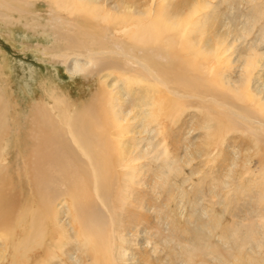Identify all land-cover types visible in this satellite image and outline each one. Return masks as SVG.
Segmentation results:
<instances>
[{"label": "rangeland", "instance_id": "obj_1", "mask_svg": "<svg viewBox=\"0 0 264 264\" xmlns=\"http://www.w3.org/2000/svg\"><path fill=\"white\" fill-rule=\"evenodd\" d=\"M0 15V117L8 121L0 129L7 133L0 138V163L8 169L0 174L7 181L0 191L13 206L11 217L0 219V264H98L88 257L95 256L94 248L112 226L104 219L106 227L87 220L83 227L91 239L82 242L73 223L74 235L65 227L73 237L66 245L41 209L46 206L28 180L33 182L36 109L44 107L63 114L69 133L77 119L90 122L88 138L106 152L97 179L106 182L108 175L116 184L99 197L108 202L128 264H216L201 255L204 249L193 251L190 262L187 248L200 247L209 237L208 245L224 254L221 240L234 226L254 228L255 258L264 260V245L258 244L264 241V0H0ZM67 49L109 52L117 56L110 58L114 61L134 56L157 74L151 83L150 74L140 78L143 70L127 73L122 64L120 70L98 73L106 60L93 59L97 68L71 76L66 70L71 61L51 57ZM142 49L152 50L148 55ZM247 62L257 66L246 67ZM175 91L192 98L182 100ZM144 104L150 117H138ZM119 161L127 171L112 166ZM81 188L75 201L89 196ZM88 188L91 194L92 185ZM54 196L45 191V199ZM63 200L70 207L68 195ZM36 217L40 235L22 245ZM52 244L55 259L49 260ZM62 244L66 247L59 252ZM225 244L239 249L227 257L230 264H247L246 252L240 251L246 242L234 237Z\"/></svg>", "mask_w": 264, "mask_h": 264}, {"label": "bare ground", "instance_id": "obj_2", "mask_svg": "<svg viewBox=\"0 0 264 264\" xmlns=\"http://www.w3.org/2000/svg\"><path fill=\"white\" fill-rule=\"evenodd\" d=\"M54 1L57 2L59 0H54ZM148 16H147V18H148ZM152 18H154V17H152ZM149 23H148L149 26L152 27L151 22H149ZM148 24L146 26H148ZM144 28H145V26H143V29ZM150 36H151L150 32L148 30H146L145 37H147V39H148V38H150ZM145 37L143 38V40H146ZM130 39L133 40L134 38H130ZM137 40L138 39H136V41ZM150 42L151 41H148V43H150ZM137 43H138V41H137ZM141 45H142V43H141ZM136 49H138V48L136 47ZM67 50H68V52L67 51L61 52L59 50L58 54L51 56V57L56 58V59H60L63 61H71V67L66 68L67 72L71 76H75L77 74L79 75V73H83L85 71V69L89 66H91L92 69L97 68L95 63H93V61H92L93 59L96 61H101L103 59L106 60L105 63L99 64V70H98V68L96 69L98 73H100L104 69H118V70H120V66L122 64L124 67L122 66L123 68H121V70L123 69L124 72H127V73H128V71H136L137 69H140L141 71L143 70L142 72L145 74L139 73L138 76L140 78L146 77L147 74H150L148 76L150 77L149 80L151 81V83H154L153 79H155L152 76H156V74H157V71L154 73L151 72L145 66V64H143L141 61H139L134 56H128V55L122 56L121 59L125 60V62H124L122 60L116 59L114 61L113 59H110V58H115L117 56H112L113 54L109 53V52H106L105 54L100 56L101 52H93V53L92 52L91 53L90 52H77L76 53L75 51H77V50H75L73 52H69L70 49H67ZM150 50H152V49H148V50L142 49L141 51L143 52L142 54L150 55ZM117 51H118V49H117ZM118 52H120V51H118ZM96 57H98V58H96ZM82 58H84V59H82ZM251 60H252V58H251ZM253 61L255 62L256 59H254ZM254 62L253 63L247 62L246 67H251V66H254L255 64H257ZM258 64H259V61H258ZM255 66H257V65H255ZM251 68L253 69V67H251ZM129 76H127L128 80L131 79ZM179 79L183 80V78H179ZM178 82H180V81L178 80ZM155 83L158 84L159 86L163 87V84H161L160 82H158V83L155 82ZM174 93L178 96V98H181L182 100H187V98H185V97L192 98V95H189V94H182L181 95L177 91H175ZM43 105H42V107H43ZM147 106H148V104H144V105H140L137 108L138 109L137 112H139L138 117L139 116H141V117H143V116L148 117L149 116V114L146 112L147 109L146 110L144 109ZM44 108L40 109L39 113L37 112L38 110L36 109L37 122H36V126H34L35 130H36V132L34 131L36 138H35V140L33 139L34 140L33 142H35V143H34L33 147H31V154H32L31 156L33 157V161L29 166V169L33 172V173H30L29 178L33 179V182H31V180H28L29 185L31 187H33V191L35 190L37 192V194L43 200V204L46 206V207L41 206V209L43 211H45L46 214L47 213L49 214V216H50L49 218H50V221L52 223L53 229L54 230L57 229L60 232H62L61 236L65 239L66 245L69 243H73V241H72L73 237H71V235H69L67 233V230H66V228H68L69 232H72L74 235L76 232H73L74 231L73 223L77 224L80 227L81 237L83 238L82 242L84 240L86 241V240L91 239L90 238L91 236H88L89 234L85 235V232H87L89 230L87 228L83 227V224L85 226V224L87 223V220L89 221V223H92V225L93 224H99L100 226H103V227L105 226L106 223H108V226H109L108 228H110V223H111L112 226L109 229L110 232H108V234L106 233L105 236L102 234V238L100 236L101 234L98 235V236H100L101 239H100V241H98V245L96 247L97 249L94 248V250H96L97 253L95 254V256L92 255V257H88V260L91 262H92V260H95V262H98V264H128V259L125 260V258H127L126 251H125V249H123L121 247V242L123 241L122 240L123 238L121 239L119 231L115 230V227H114L115 221H114V218H112V213H109L108 202L102 201L99 197L100 192H102L104 190L106 192H108L110 190V188L112 186H115L116 184L112 185V182L108 181V175L106 176V178H104V180H106V182H101V181H98V179H97V173L99 170V165H101V157L105 156L106 152L104 150L101 151V149L98 148L97 143L94 141H91L88 138V131H87L88 127H87V125L90 124V122L85 121V119H82L80 121H79V119H77V121L71 127L72 132L69 133V126L66 123L65 118L63 120V116H62L63 114L58 115V113H57V115H56V112H58V111L55 112L54 111L55 109L53 110L50 107L49 110H46ZM34 110H35V108H34ZM125 111L127 112V115L130 113L128 110H125ZM60 113H62V112H60ZM230 114L235 116V113H233L232 110L230 111ZM127 115L125 113V116H127ZM120 120H122L121 122L125 121V119H120ZM62 121H63V123H62ZM7 124H8L7 119H5V118L2 119L0 117V129L6 127ZM119 128H121V127H119ZM30 131H31V129H30ZM142 133H144V134L147 133L145 128L142 129ZM142 133H140V134H142ZM151 133H153L152 130L149 131V134H151ZM30 134L32 135L34 133H30ZM6 136H7L6 131L0 130V138L6 137ZM69 136H70V138H69ZM141 138H142V136H141ZM1 142H0V145H1ZM149 145H151V144H149ZM7 146L9 148L8 144H7ZM74 146H77V148L81 147L83 150L80 149L81 151H78V150L74 149L75 148ZM26 147H28V146H26ZM4 148H7V147H4ZM2 151H3V148H0V155L2 154ZM143 154H146V151H143L142 153H140L137 157L134 158V160L141 159ZM26 156H27V154H26ZM103 163H105L104 160L102 161V164ZM120 163H121V161H119L118 164L116 163L117 165L112 163V166L113 167L114 166L120 167V169L123 172L127 171L128 165L126 166V165H124L122 163L120 164ZM6 170H8L7 166L4 167V165H2V162H1L0 163V174L4 173V171H6ZM38 170H40V171H38ZM114 170L112 168L113 174H114ZM42 172H43V174H42ZM46 173H48L47 174L48 176H46ZM4 176H6V175L0 176V184L7 182L5 180ZM116 177H118V176H116ZM101 178H102V176H100V179ZM92 180H93V182H92ZM89 184L92 185L91 194H90L89 188H88ZM81 186L84 187L83 189L85 191V195L89 194V196L87 199H85L83 201L81 200V198L79 199V197H78L77 199H79L80 201L79 200L75 201L74 196H79L80 189H82ZM226 186H227V184H226ZM48 190H50L51 194L55 195L53 199H49V198L45 199L44 198L45 191H48ZM123 191H126V187H123ZM31 193L33 194V192H31ZM6 195H7L6 191H0V219L9 218L12 215L13 206H11L10 202L5 197ZM64 195H68V197L70 198V201H71L70 207L67 204H65V202L63 200ZM212 210H213V208H212ZM102 212L103 213L105 212V214L108 217L107 219H105L104 215L101 214ZM72 213H73V215H70ZM213 214H214V216L217 215V213H215V212H213ZM27 216L30 217L28 212H27ZM66 217H68L67 221H66ZM36 218L37 219H35V220H37V221H32V222L28 223V225H29L28 234H27V236H25L21 240L22 245H25L27 242H28V244L33 243L34 239L40 235L39 228L35 225V223L38 222L40 224L41 219L38 220L39 218L38 217H36ZM80 218H82V219H80ZM102 219L105 220V224L101 223ZM98 221H99V223H98ZM211 221L213 223H215V218H213ZM116 225L117 226L119 225L118 217L116 219ZM224 229L225 228H223V230ZM261 229H263V228H261ZM253 230H254V228H251V227L246 228L245 230H242L238 226H234V229L230 230L228 232L226 230L224 232V235H227V238H223L221 240V243H220L222 245V247L225 249L224 254L220 253L219 248L216 249V245L215 246H213L212 244L208 245L209 237H206V241L202 239L203 241H205V242H203V245L201 244L202 246H200V247L195 246L194 247V245H193V247L187 248V250H188V251H186L187 258L190 262H191V260L193 262V259L196 257L194 255V252H197L200 249H204L203 254H201L200 252L199 253L201 255H204V257H206L208 260H210V263H212L213 261H216L217 262L216 264H230L231 261L229 262V260H227V257L233 258L234 256L232 255V251L234 249H237V248L236 247H228L225 244V241L226 240H232L234 237H239V238H241L242 242L243 241L246 242V244L240 245V247H241L240 251L242 250V251L246 252L245 256L247 259V264L263 263L264 260H258L255 258L259 254V245H257L255 248L254 243H252L253 242V240H252V235H253L252 231ZM97 231L99 232V230H97ZM213 231H215V229H213ZM101 232H102V229H101ZM122 232H123V230H122ZM55 234L57 235V232ZM53 235H52V237H53ZM78 236H79V234H78ZM216 237H217V235H213L212 236L213 240H215ZM199 240H201V239H199ZM78 241L79 240H77V242ZM82 242H80V243H82ZM258 244L264 245V241L259 239ZM62 245L59 249V252L62 251L63 249H65V247H66L65 244L63 246ZM76 245H77V249H79L77 243H75V246ZM51 247L52 248H48L49 251H51L49 256H48L49 260L55 259V255H52V253H53V249L55 250L57 248V246L52 244ZM12 250H13V252L16 251L15 245H13ZM237 250H239V249H237ZM62 255H63V257H66L67 262L68 261L73 262L72 261L73 256L69 253V251H63ZM238 255H240V254H238ZM3 256H4L3 254H0V260L3 258ZM257 261H259V263ZM7 264H13V263L7 262ZM74 264H81V261H79V262L75 261ZM196 264H203V263L200 262V263H196Z\"/></svg>", "mask_w": 264, "mask_h": 264}]
</instances>
